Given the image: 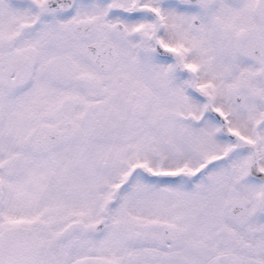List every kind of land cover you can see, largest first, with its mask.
<instances>
[{
  "label": "snow or ice",
  "instance_id": "1",
  "mask_svg": "<svg viewBox=\"0 0 264 264\" xmlns=\"http://www.w3.org/2000/svg\"><path fill=\"white\" fill-rule=\"evenodd\" d=\"M0 264H264V0H0Z\"/></svg>",
  "mask_w": 264,
  "mask_h": 264
}]
</instances>
